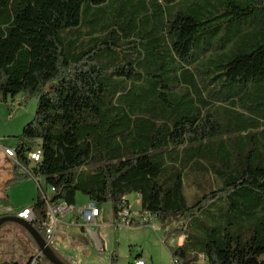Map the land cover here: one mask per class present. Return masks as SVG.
Wrapping results in <instances>:
<instances>
[{
	"label": "trees",
	"instance_id": "obj_1",
	"mask_svg": "<svg viewBox=\"0 0 264 264\" xmlns=\"http://www.w3.org/2000/svg\"><path fill=\"white\" fill-rule=\"evenodd\" d=\"M20 93L43 235L45 197L135 193L182 264H264V0H0V99Z\"/></svg>",
	"mask_w": 264,
	"mask_h": 264
},
{
	"label": "rangeland",
	"instance_id": "obj_2",
	"mask_svg": "<svg viewBox=\"0 0 264 264\" xmlns=\"http://www.w3.org/2000/svg\"><path fill=\"white\" fill-rule=\"evenodd\" d=\"M120 1L110 0V4L116 6ZM37 102V96L22 93L13 98L7 97L5 101L0 99V146L15 148L16 136L33 118ZM31 165L30 162L26 166L28 168ZM25 171V167L21 165L17 167V174L25 173ZM37 181L49 197V190L45 188L43 178L25 175L6 185L5 196L0 198V209L9 207L17 211L22 207L32 206L39 190ZM82 197L84 196L77 194L75 204L72 206L73 212L67 214L57 224L55 235L50 242L55 250L72 263L132 264L137 255H140L145 264H174L173 259H179L171 255L170 248L173 247L170 242L171 236L167 237L165 243L163 242L166 238V230L171 226L170 222L162 223L157 218H153L149 226L119 228L113 224L109 202L101 205L97 226L93 228L99 243L105 248L104 251L99 250L95 239L86 230L73 224ZM125 197L132 212H141L137 194L129 193ZM51 220V214L47 211L46 224H50ZM17 228L15 225L8 224L0 231V261L11 258L24 260L34 251L33 242L22 232L21 227L20 230Z\"/></svg>",
	"mask_w": 264,
	"mask_h": 264
},
{
	"label": "built area",
	"instance_id": "obj_3",
	"mask_svg": "<svg viewBox=\"0 0 264 264\" xmlns=\"http://www.w3.org/2000/svg\"><path fill=\"white\" fill-rule=\"evenodd\" d=\"M3 153L6 157L14 160L16 163V152L13 148L4 147ZM28 160L31 163L39 162L41 158V149L36 147L28 153ZM50 190H53L51 188ZM45 206L47 211L50 212L52 220L50 224H47L45 227L44 238L49 243L53 239L57 224L61 221L63 217L67 214L73 212V207L67 205L64 202H49V199L45 197ZM127 203V205H122L117 210L116 213H112L113 224L116 227H144L151 224L153 216L148 213L143 212H132L129 207L128 201L125 198L123 200V204ZM100 215V208L97 206L96 202L93 200H88L85 204L81 205L77 213L75 215V221L79 224L83 229H86L89 232H93V228L97 226V219ZM17 216L24 219H30L32 216L31 208H23L17 212ZM170 242L174 246H182L184 243V235L180 234L177 236H171ZM101 249V246H97ZM174 264H182L178 259H173ZM6 264V263H4ZM27 264H48L43 256L36 251L29 259ZM133 264H145L142 259L134 260Z\"/></svg>",
	"mask_w": 264,
	"mask_h": 264
},
{
	"label": "water",
	"instance_id": "obj_4",
	"mask_svg": "<svg viewBox=\"0 0 264 264\" xmlns=\"http://www.w3.org/2000/svg\"><path fill=\"white\" fill-rule=\"evenodd\" d=\"M5 224H15L20 226L33 242L36 250L50 264H74L67 257L61 255L51 244L46 241L42 232H40L31 221L17 216L4 215L0 217V228Z\"/></svg>",
	"mask_w": 264,
	"mask_h": 264
},
{
	"label": "flooded vegetation",
	"instance_id": "obj_5",
	"mask_svg": "<svg viewBox=\"0 0 264 264\" xmlns=\"http://www.w3.org/2000/svg\"><path fill=\"white\" fill-rule=\"evenodd\" d=\"M4 147H6V146H0V198H4V196H5L4 195L5 187L10 181H13L15 179L14 175L17 173V167L19 166V164L16 163L14 160H12V159H10V158H8V157H6L4 155V153H3V148ZM27 208H31V212H32V207L31 206L27 207ZM22 209L23 208L18 209L17 211H13L9 207H6L4 209H0V217L4 216V215L17 216V212L19 210H22ZM34 218H35V216H34V213L32 212V216L30 217V219H26V220L32 222ZM11 225H15V224H11ZM6 226H8V224L3 225L0 228V231ZM15 226L18 227L17 229L20 228V226H18V225H15ZM21 230H22V232H24L26 234V232L23 229H21ZM40 232H42V231H40ZM26 236H27V238H29L27 234H26ZM36 251L37 250H36V248L34 246V251L27 258H25L24 260L23 259L19 260V259L11 258V259H6V260H3V261H0V264H4V263H6V264H27L29 259L32 257V255L34 253H36ZM48 264H50V263H48Z\"/></svg>",
	"mask_w": 264,
	"mask_h": 264
},
{
	"label": "crops",
	"instance_id": "obj_6",
	"mask_svg": "<svg viewBox=\"0 0 264 264\" xmlns=\"http://www.w3.org/2000/svg\"><path fill=\"white\" fill-rule=\"evenodd\" d=\"M6 147H10V146H6ZM10 148H12V147H10ZM78 194H80V193H78ZM81 195H82V194H81ZM83 196H84V195H83ZM76 197H77V195H76ZM80 198H81V197H79V199H80ZM75 201H76V199H75ZM87 201H88V199H87L86 196L82 197V200H81L80 206L83 205V204H85ZM22 208H26V206H25V207H22ZM66 216H67V215H66ZM69 220H70V219H69ZM97 220H98V219H97ZM70 221H71V220H70ZM73 224H75V225H77V226H80L79 224L76 223V221H74ZM147 226H149V225H147ZM80 227H81V226H80ZM81 229H82V230H86V229H83L82 227H81ZM86 231H87V230H86ZM86 231H85V232H86ZM87 233H89V234L95 239L97 246H101V249H99L98 247H97V248H98L99 250H103V251H104L105 248H104V246H103L102 244L99 243L98 238H97L95 232H89V231H87ZM166 238H167V237H166ZM166 238H165V240H163L164 243H165V241H167ZM137 256H140V255H137ZM139 258H140V257H139ZM136 259H138V257L135 256V260H136ZM140 259H141V258H140ZM143 261H144V260H143ZM144 262H145V261H144Z\"/></svg>",
	"mask_w": 264,
	"mask_h": 264
}]
</instances>
